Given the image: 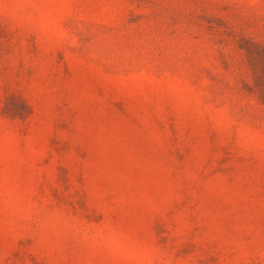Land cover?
I'll return each instance as SVG.
<instances>
[{"label":"rangeland","instance_id":"rangeland-1","mask_svg":"<svg viewBox=\"0 0 264 264\" xmlns=\"http://www.w3.org/2000/svg\"><path fill=\"white\" fill-rule=\"evenodd\" d=\"M0 264H264V0H0Z\"/></svg>","mask_w":264,"mask_h":264}]
</instances>
